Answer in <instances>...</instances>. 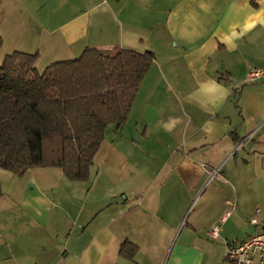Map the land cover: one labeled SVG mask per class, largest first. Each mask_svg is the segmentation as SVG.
<instances>
[{
  "label": "crops",
  "instance_id": "crops-1",
  "mask_svg": "<svg viewBox=\"0 0 264 264\" xmlns=\"http://www.w3.org/2000/svg\"><path fill=\"white\" fill-rule=\"evenodd\" d=\"M0 18L53 58L154 53L126 123L106 128L102 169L42 168L50 184L0 231V264H230L228 243L264 216V0H0ZM195 197L201 215L183 223Z\"/></svg>",
  "mask_w": 264,
  "mask_h": 264
},
{
  "label": "trees",
  "instance_id": "trees-1",
  "mask_svg": "<svg viewBox=\"0 0 264 264\" xmlns=\"http://www.w3.org/2000/svg\"><path fill=\"white\" fill-rule=\"evenodd\" d=\"M37 59L15 50L0 61V167L20 174L57 167L87 181L106 128L126 123L154 53L86 46L43 70Z\"/></svg>",
  "mask_w": 264,
  "mask_h": 264
},
{
  "label": "rangeland",
  "instance_id": "rangeland-1",
  "mask_svg": "<svg viewBox=\"0 0 264 264\" xmlns=\"http://www.w3.org/2000/svg\"><path fill=\"white\" fill-rule=\"evenodd\" d=\"M12 22L13 21H9L7 18L6 20L0 18L1 30L5 35V37H3V34L0 33L2 37V44L0 45V61L7 53H11L15 50H20L28 53L38 52L36 66L39 70H43L49 63L63 59L53 58V55L50 54L51 50L44 44H39L38 42L21 44V40L30 36L23 34V32L26 31V28H22L21 26L13 27L11 25ZM16 38L19 39V44L15 41ZM3 39L5 40L4 42ZM24 45L33 47H25ZM39 47H42V50H40V52ZM109 134L110 133H107V137L109 136ZM108 140L109 139L105 138L104 141L103 139L95 163L90 169V175L94 173L96 167H100L102 169V164H105V160L103 159V152L109 145ZM33 168H36L33 173L29 174V171L27 170L25 173L20 174L0 167V231L7 230L6 228L7 224L9 223L10 217L14 216L17 212H19V214L21 212L24 213V208H26V202L28 199L32 200L33 202L38 197H40V192H46L45 190L50 184V181L49 179L45 180V177L39 172L42 168L45 167L37 166ZM51 168H55L56 170V180H59L60 176H62V178H66L59 168ZM35 179L41 182V187L38 186V184L35 182ZM32 187L34 188L32 189ZM35 191H37L38 193ZM201 206V200H198V197L193 198L184 214L182 222L190 223L194 221L196 217L200 216L201 214L199 213V211L201 209ZM202 221H204V219L201 216L198 219V222ZM189 223H187L186 225H188ZM23 236V238L20 237L18 239L19 243L26 244V246H32L34 244L33 236H26L24 234Z\"/></svg>",
  "mask_w": 264,
  "mask_h": 264
},
{
  "label": "built area",
  "instance_id": "built-area-1",
  "mask_svg": "<svg viewBox=\"0 0 264 264\" xmlns=\"http://www.w3.org/2000/svg\"><path fill=\"white\" fill-rule=\"evenodd\" d=\"M263 74L261 68H253L248 72L247 79L253 80ZM229 213L223 216L225 219ZM251 222L255 224L257 231L242 240L230 241L227 245L226 259L230 264H263L264 263V216L258 218L254 216ZM222 227L219 223H214L209 229V234L217 238Z\"/></svg>",
  "mask_w": 264,
  "mask_h": 264
}]
</instances>
